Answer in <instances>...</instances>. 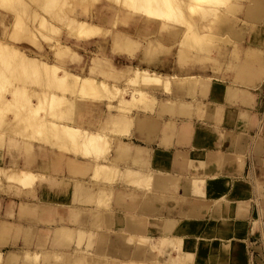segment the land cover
<instances>
[{"label": "crops", "instance_id": "1", "mask_svg": "<svg viewBox=\"0 0 264 264\" xmlns=\"http://www.w3.org/2000/svg\"><path fill=\"white\" fill-rule=\"evenodd\" d=\"M255 1L235 17L246 24L206 17L216 31L195 33L212 40L166 26L188 49L167 43L162 53L151 39L142 67L106 60L126 83L136 68L172 81L144 89L152 106L105 98L68 116L107 136L106 154L5 147L0 166L36 181L2 182L14 189L0 190V264H264V0Z\"/></svg>", "mask_w": 264, "mask_h": 264}, {"label": "rangeland", "instance_id": "2", "mask_svg": "<svg viewBox=\"0 0 264 264\" xmlns=\"http://www.w3.org/2000/svg\"><path fill=\"white\" fill-rule=\"evenodd\" d=\"M121 1L124 2L125 0ZM135 1L141 4V1L143 0ZM232 1L235 3V6L231 9V4L233 5V3H231ZM232 1L229 2L230 4L227 3V5H224L223 7L216 8L217 11L219 10L220 12L218 11L212 16H217L218 14H220V16H223V18H225L226 20H220V22H218L217 26L215 27L219 28L228 24L229 22L232 23L233 20L243 22L244 20H239L235 17L241 14H245L246 10L251 11L252 9H255V6L259 4L255 0ZM145 2V4H148L153 8L154 5H156L155 8L158 9H161L160 7L162 6L169 7L168 4H165V2L161 0H154V2L153 0H149V2L148 0H145ZM126 11H129V9L126 8L121 2H119V0H0V40L3 42L7 41V43L10 42L9 45L11 47L17 48L20 51L22 50L29 56L37 57L38 59L46 61L47 63H50L52 65L64 67L70 73H76L81 76L95 77L97 80H105L110 84H116L120 87H124L128 85V82L126 83L125 80L126 76L122 78L123 80L116 79L115 76L111 73L112 69L110 70L108 66H104L105 69L102 71L101 68H98L99 65L106 63V60H108L115 65L116 69L119 70L142 67L141 64L144 61H140L139 53L151 39L155 40V43L158 47L157 50L162 53L165 52L166 49H169L166 47L167 43L171 44L172 48H177L179 46L188 49L185 44H179V39L181 38L183 31L179 30L178 28H165L164 24L158 23L164 22L160 18V21L158 19H154L158 20L157 23H149L148 21L141 18L139 14H127ZM183 12L187 14L188 9H183ZM168 13L171 14L173 12H169L168 9ZM73 18H76V20L89 21L95 24V26H101L103 29L109 30V34L107 33L103 37H95L89 40L78 37L77 33L75 32V26H72L69 22ZM199 18L200 17H196L197 23L199 25L198 28L201 32L214 33L216 31L215 27V29L203 27V22ZM17 19H19L22 24H24V27L26 29H21L17 33H12L14 22ZM41 20L47 23L45 24L46 27H43L45 29H43L44 33H46L45 35L47 37H43L42 35L37 33L38 28H42L40 27V23L42 22ZM227 20L230 21L228 22ZM243 24H246V22H243ZM174 25L180 26V24L176 22L174 23ZM183 29L186 30L187 28L183 27ZM120 32L127 33L135 41L136 44L134 45L132 51H120L114 46L113 37L116 33ZM214 37L217 36L214 35ZM57 41L69 47V51L67 52V55L64 59H59V57L54 52L53 45ZM95 56L102 57L99 58V60L95 63L98 66L92 69L91 61ZM26 69L27 70L25 71L24 68L19 66L17 58L13 56L9 57L8 55L6 56L4 52L0 51V70L4 71L9 78V82H6V79L3 80V84L8 88L7 91L3 93L5 101L2 98L0 99V114L2 118H4V121L8 122V126L6 127L7 129L4 131V137L0 136V158L1 153L5 150V147L10 148L21 146L27 153V150L31 151L30 147H32L35 143L49 146L53 149L57 148V150L60 153L62 152L63 154L75 153L86 155L89 150L96 149V146H92L90 148V146L88 145H82L81 149H79L78 152H75V147L72 145H68L69 148L66 149L65 147H62L61 144L52 142L56 138L52 135V133H50V131L47 132L43 137H38L32 129L28 131V134H25L20 130L21 128H15V130H12L10 128L11 123L9 122V120L17 118V116L18 118H24L26 114H28V112H24L23 109L16 110L15 108L9 106L6 102L7 99L11 98L12 96L9 88L10 85L12 88L15 85L26 87L41 94L44 93V91H54L57 93H62L63 91L52 75H45V73L39 75L33 72V70L31 69ZM0 83H2V81H0ZM135 87L140 90H144L147 86L143 85L142 83H138ZM146 89H148V87ZM144 91H146L151 97H153L147 90ZM67 95L72 99L73 102H77L78 100L81 101L83 99L86 101L87 105H91L93 101H96L95 103L99 105H101L103 102V100H93L89 97L79 95L72 89L67 92ZM31 98L34 102L37 101L36 97L33 96ZM147 101L148 99L146 97H143L142 99L139 98L132 101L121 100L120 102L125 108H133L140 106L149 107L145 104L147 103ZM113 104L116 105V102H113ZM87 105H84L82 108L84 109ZM114 110L119 109L117 107L109 108V111L111 112ZM43 111L44 115L49 119L59 120L58 117L52 115V110L50 107L48 108L46 106ZM68 116L69 115L65 113L62 120L71 122ZM11 137H14L16 139L11 140ZM83 147H85L87 150L88 147L90 149L84 152V150L86 149H84ZM100 147H97V151H99L98 154H106L107 149L104 146ZM94 151L97 152L96 150ZM81 152H83V154ZM14 184L18 185L17 183ZM9 187H6L2 183L0 184V190L8 189V191L12 193L14 188ZM164 242L167 243V240H165ZM171 246L173 247V249H176L175 244H172ZM94 262L95 264H118L117 260L111 259H96L94 260ZM178 263L185 262L184 260H179Z\"/></svg>", "mask_w": 264, "mask_h": 264}, {"label": "bare ground", "instance_id": "3", "mask_svg": "<svg viewBox=\"0 0 264 264\" xmlns=\"http://www.w3.org/2000/svg\"><path fill=\"white\" fill-rule=\"evenodd\" d=\"M161 1H164L165 4H168V6L171 9L166 5H165L166 7L162 6L163 9L162 7H160L161 9L155 8L156 5H154V8L150 7L148 4H145L146 3L145 0L141 1V4L137 3L135 0H125L124 2L119 0V2H121L126 8L129 9L130 12L126 11L127 14H136V15L139 14V16L146 21H151L154 19L159 20L160 18L164 21L162 22V24H164L165 27L166 26H176L178 28L187 27L189 30L187 29L186 31H189L188 32L189 35L186 36L187 37L186 40H189L188 42L190 41L197 42L198 44L200 40L204 41V39L206 40V38H209L210 36L199 35L195 33V30L198 29L196 27L199 26L196 17H200L199 19H201V21L203 22V20H205L206 17H210V15L212 16L213 14H216V12L219 11V10L217 11L216 8L223 7L232 0H185V1L183 0L184 2L182 0H161ZM185 8L188 9L187 14L183 12V9ZM230 8L231 9L233 8L232 4ZM168 9L169 12H173V13L171 14L168 13ZM222 19L225 18L221 16L220 20L224 21ZM69 22L71 23L72 26H75L76 28L75 32L77 33L78 37H82L83 39L86 40L95 37H103L109 31L103 29L101 26H95V24L85 20H76V18H73ZM175 22L180 24V26L174 25ZM45 24L47 23H45V21H42L40 23V27L42 28H38V32H37L43 37H47L45 35L46 33H44L45 30L44 28L46 27ZM21 29L25 30L26 28L24 27V24H22V22L19 19H17L14 22L12 33H17ZM185 34H187V32H185ZM210 38L212 40V37ZM9 43H7V41L3 42L0 40V51L4 52L6 56L8 55L9 57L13 56L17 58L19 66L24 68L25 71L27 70L26 68H28L33 70V72L39 75H41L42 73H45V75L46 74L52 75L53 78H55L58 85L63 90L62 93H57L54 91L51 92L44 91V93L41 94L26 87H20L15 85L12 88L10 85L9 88L12 94L11 96L12 99L8 98L6 102L8 103L9 106L15 108L16 110L23 109L24 112L26 111L28 112V114H26L24 118L23 117L18 118L17 116V118L9 120V122L11 123L10 128L12 130H15V128H21L20 130L23 131L25 134H28L29 133L28 131L32 129L33 132L38 137H43L47 132L50 131V133H52V135L56 138L52 142L61 144V146L65 147L66 149L69 148L68 145H72L75 147L74 148L75 152H78V150L81 149L82 145L84 146L88 145L90 146V148L92 146L93 147L96 146L95 147L96 149H94L96 151H97V147L104 146L108 152L111 142L107 136H104L99 133L89 132L79 126H75L74 124L62 120L64 118L65 113L71 116L75 112V110H77L79 107H83L84 105H87L86 101L83 99L81 101L78 100L77 102H73L72 99L67 95L68 91L72 89L73 91H76L77 94L83 95L85 97H89L90 99L93 100L95 99L103 100L105 98H108V99H119V100L121 99L126 101H132L146 97L148 101L145 104L147 106H152V103L154 101L153 97H151L146 91L140 90L135 86L138 83H142L147 87L161 85L163 87L169 88L172 84L171 79L168 78L167 76H164L155 71L151 72V70L136 68L133 72L134 74L129 77L127 81L128 82L127 86L124 87H118L115 85L111 86L105 80H97L95 77L81 76L76 73H70L64 67L52 65L50 63H47L46 61L38 59L37 57L29 56L22 50L20 51L17 48L11 47ZM113 43L114 46L120 51L127 52L131 50V48L133 47L134 40L128 35H122L116 33L113 37ZM53 48L55 54L59 57V59H64L67 55V52L69 51V47L59 41H57L53 45ZM101 57L102 56L93 57L91 61L92 69L98 66L95 63ZM104 64L105 63L100 64L98 68L103 69L105 66ZM3 80L9 82V78L7 77L5 72L0 70V81H2V83H0V99L2 98L5 101L3 93L6 92L8 88L7 86L5 87V85L3 84ZM33 96L37 98L36 102L32 100L31 97ZM46 106L48 108L49 107L51 108L52 115L58 117L59 120L49 119L47 116L44 115L43 109H45ZM114 118H116V116H114ZM7 124L8 122L7 121L5 122L4 118H2L0 114V136L2 137H4V131L7 129L6 127L8 126ZM12 139L15 140L16 138L11 137V140ZM83 148L86 149L85 147ZM90 148L88 147V150ZM88 150L86 149L84 150V152ZM96 153H99V151H97ZM34 173L31 170H27L24 168L0 166V184L5 180L8 182L17 183L22 186L31 185L36 181V175Z\"/></svg>", "mask_w": 264, "mask_h": 264}]
</instances>
